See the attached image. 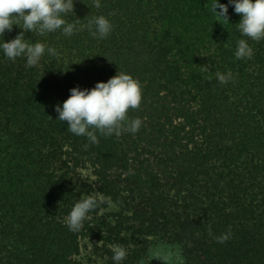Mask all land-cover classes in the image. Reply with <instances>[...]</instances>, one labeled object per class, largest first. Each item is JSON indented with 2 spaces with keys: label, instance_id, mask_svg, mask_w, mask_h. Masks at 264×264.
Returning <instances> with one entry per match:
<instances>
[{
  "label": "trees",
  "instance_id": "1",
  "mask_svg": "<svg viewBox=\"0 0 264 264\" xmlns=\"http://www.w3.org/2000/svg\"><path fill=\"white\" fill-rule=\"evenodd\" d=\"M100 3L75 0L68 19L108 16L114 30L103 40L86 29L26 32L60 52L31 68L0 51V264H92L81 259L85 240L100 243L108 264L114 245L126 250L121 264L166 254L174 264H264V40L236 59L241 16L230 6L219 23L213 0ZM118 71L141 84L128 112L142 120L138 132L95 145L68 132L54 106ZM217 72L234 79L222 84ZM82 195L111 202L74 233L64 220Z\"/></svg>",
  "mask_w": 264,
  "mask_h": 264
},
{
  "label": "clouds",
  "instance_id": "2",
  "mask_svg": "<svg viewBox=\"0 0 264 264\" xmlns=\"http://www.w3.org/2000/svg\"><path fill=\"white\" fill-rule=\"evenodd\" d=\"M75 0H0V37L6 31L11 32L13 26L22 29L13 39L0 41V51L9 60L23 57L26 59V67L37 66L41 59L47 55L59 57L57 48L39 40L30 42L25 38L26 32L36 33L40 36L60 32L64 36L71 37L74 34L87 30L92 38L103 40L114 30V24L108 16L95 15L83 23L81 19H68L70 13H74ZM241 16L237 23L241 39L237 40L234 57L238 60H250L254 49L249 41L260 42L264 40V0H228L221 3L213 0L211 11L214 16L227 20L229 7ZM94 7L100 8V0H94ZM114 13H109V16ZM247 38V39H245ZM220 83H227L234 79L228 72L216 73ZM142 101V88L138 79L131 74L118 71L107 82H97L91 89L79 86L70 89L69 97L54 106L57 120L66 122L67 131L75 136H83L89 144L99 143V137H119L127 132L135 134L142 126V120L130 118V109L139 108ZM134 174L129 169L124 175ZM106 197L87 195L74 203L65 217L64 223L71 232H79L90 213L109 203ZM209 231H211L209 229ZM231 229L227 234L216 237L218 243H225ZM113 264H121L126 258V250L123 246L112 247Z\"/></svg>",
  "mask_w": 264,
  "mask_h": 264
},
{
  "label": "rangeland",
  "instance_id": "3",
  "mask_svg": "<svg viewBox=\"0 0 264 264\" xmlns=\"http://www.w3.org/2000/svg\"><path fill=\"white\" fill-rule=\"evenodd\" d=\"M219 23L222 22V19L217 17ZM83 175L86 178L93 179V169L91 167L83 170ZM81 259L88 263L92 264H108L109 258L104 254V251L101 249L100 243L94 240H85L83 242V249L81 253ZM151 264H174L173 259L170 255L166 254L165 257L158 259L157 261H152Z\"/></svg>",
  "mask_w": 264,
  "mask_h": 264
}]
</instances>
